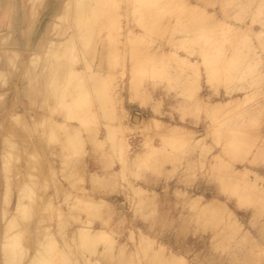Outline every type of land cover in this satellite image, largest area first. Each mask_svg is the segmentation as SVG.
Listing matches in <instances>:
<instances>
[{
    "label": "rangeland",
    "instance_id": "374dc122",
    "mask_svg": "<svg viewBox=\"0 0 264 264\" xmlns=\"http://www.w3.org/2000/svg\"><path fill=\"white\" fill-rule=\"evenodd\" d=\"M1 4L0 264H264V0Z\"/></svg>",
    "mask_w": 264,
    "mask_h": 264
},
{
    "label": "crops",
    "instance_id": "0c3cea01",
    "mask_svg": "<svg viewBox=\"0 0 264 264\" xmlns=\"http://www.w3.org/2000/svg\"><path fill=\"white\" fill-rule=\"evenodd\" d=\"M2 0H0V30L1 29H5L6 28V21H5V18H6V11H3L2 9Z\"/></svg>",
    "mask_w": 264,
    "mask_h": 264
},
{
    "label": "bare ground",
    "instance_id": "6f19581e",
    "mask_svg": "<svg viewBox=\"0 0 264 264\" xmlns=\"http://www.w3.org/2000/svg\"><path fill=\"white\" fill-rule=\"evenodd\" d=\"M77 18H78V17H77ZM78 19H79V18H78ZM89 30H90V29H89ZM88 32H89V31H88ZM49 53H50V51L48 52V54H49ZM51 54H52V57H51V59H49L50 63L46 65L47 68L49 67L50 64H52V61H51V60H52V58H53V53H50L49 55L51 56ZM57 58H58V57H57ZM56 60H57V59H56ZM53 61H54V60H53ZM53 68H54V65H53ZM45 69H46V67H45ZM49 69H50V71H51L52 67L50 66ZM49 69H47V71H48ZM52 70H53V69H52ZM48 72H49V71H48ZM100 100H102V99L100 98ZM103 103H104V102H103ZM103 103H102V104H103ZM105 103H106V102H105ZM102 104L100 105L101 108H102ZM106 104H107V103H106ZM103 106H104V105H103ZM104 107H105V109H106V106H104ZM102 109H103V108H102ZM3 150H4V149H3ZM43 260H44V259H43ZM43 260H41V258H40V259L37 260V263H38V264H41V263L43 262ZM43 263H44V264H45V263L47 264V261L45 260V262H43ZM43 263H42V264H43Z\"/></svg>",
    "mask_w": 264,
    "mask_h": 264
}]
</instances>
